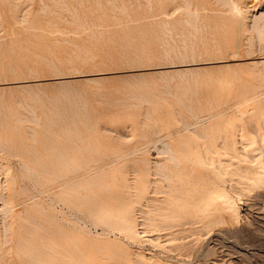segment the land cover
<instances>
[{
	"label": "rangeland",
	"instance_id": "1",
	"mask_svg": "<svg viewBox=\"0 0 264 264\" xmlns=\"http://www.w3.org/2000/svg\"><path fill=\"white\" fill-rule=\"evenodd\" d=\"M11 1L0 0V264H264V179L238 183L249 158L227 166V208L209 197L215 172L158 151L185 144L209 106L226 109L209 123L233 147L236 127L264 142L253 28L226 35L216 0ZM238 1L248 22L264 9Z\"/></svg>",
	"mask_w": 264,
	"mask_h": 264
},
{
	"label": "bare ground",
	"instance_id": "2",
	"mask_svg": "<svg viewBox=\"0 0 264 264\" xmlns=\"http://www.w3.org/2000/svg\"><path fill=\"white\" fill-rule=\"evenodd\" d=\"M13 1V0H12ZM11 1V2H12ZM16 1V0H15ZM149 1V0H148ZM172 1V0H171ZM170 1V2H171ZM178 1V0H177ZM187 1V0H186ZM186 1H181V2H185ZM218 3H221L223 7L226 8L227 13H225L224 16H220L221 17V21H219V23L223 26H225L226 29H224L226 32V35H228L230 33V31L232 30H243L244 28L248 27V28H253V30L256 32L257 41H261V44L263 45V49H264V43H263V37H264V9L263 11L261 10L260 12L255 11L252 12V16L251 17V22H248L247 20V12L250 11V7H248L247 5H245V7H242L239 5V1L238 0H216ZM19 2V0L17 1ZM173 2V1H172ZM171 2V3H172ZM189 2V1H188ZM16 3V2H15ZM174 3V2H173ZM177 3V2H176ZM184 3V5H185ZM190 3V4H189ZM187 4V8L186 11L188 12L187 15H189L191 12L190 5L191 2H189ZM179 3H177L176 5H178ZM217 4V3H216ZM220 4V6H221ZM18 4H16L17 6ZM151 6V5H150ZM168 6V5H166ZM181 6V5H180ZM180 6H178V8H181ZM18 7V6H17ZM16 7V8H17ZM170 7V6H169ZM175 6H173L174 8ZM195 7V6H194ZM194 7H192L193 9H195ZM168 8V7H167ZM172 6L168 9V11L166 10V14L171 15L170 14V10L173 9ZM183 8V7H182ZM198 8V7H197ZM175 9V8H174ZM185 9V6H184ZM253 9V8H252ZM179 10L176 8V11ZM182 10V9H180ZM196 10V9H195ZM224 10V8H223ZM184 11V10H183ZM197 11V10H196ZM195 11V12H196ZM179 12V11H178ZM186 12V13H187ZM173 13V12H172ZM198 13V12H196ZM192 13L195 17L199 16L197 14ZM165 14V15H166ZM185 15V14H184ZM26 16V15H25ZM170 16V17H171ZM186 16V15H185ZM191 17H193L192 15H190ZM217 16V15H216ZM181 17V15L179 16ZM183 14H182V18H183ZM187 17V16H186ZM219 17V15L217 16ZM219 17V18H220ZM24 18V17H23ZM30 18V17H29ZM27 18V20L29 19ZM178 18V17H177ZM188 18V17H187ZM186 18V19H187ZM198 18V17H197ZM185 19V20H186ZM193 19V18H191ZM22 20V19H20ZM26 20V18H25ZM26 20V22H27ZM181 20V19H180ZM188 20V19H187ZM172 21V20H170ZM175 21V20H174ZM190 21V19L188 20V22ZM192 21V20H191ZM250 21V20H249ZM29 22V21H28ZM31 22V21H30ZM189 24H192V22H189ZM35 26V25H34ZM33 26V27H34ZM168 26V25H167ZM32 27V26H30ZM194 27L196 28V26L194 25ZM37 28V27H36ZM165 28L166 24H165ZM170 28V27H168ZM171 29V28H170ZM36 30V29H35ZM174 30V28H173ZM197 30V28H196ZM171 31V30H170ZM181 31V30H180ZM176 32V31H175ZM35 33V32H34ZM168 33V31H167ZM171 33V32H170ZM180 33H183L182 31ZM169 34V33H168ZM174 34V32H173ZM37 35V34H36ZM171 35V34H169ZM177 35V34H176ZM194 35V34H193ZM182 37V35H180ZM180 37V38H181ZM172 38V36H171ZM184 38V37H183ZM190 38V37H189ZM223 38V36H222ZM227 38V37H226ZM182 39V38H181ZM203 39V38H202ZM215 39V38H214ZM225 39V37H224ZM184 42V40H182ZM204 41V39L202 40ZM194 43V42H193ZM203 43H206L205 41ZM251 43V42H250ZM259 44V42H258ZM187 47V46H186ZM192 44H191V48L192 49ZM262 47V46H261ZM207 49V48H206ZM218 49V48H217ZM220 49V48H219ZM173 50V49H172ZM208 50V49H207ZM166 51V50H165ZM192 52V50H190ZM195 52V50L193 51ZM205 52V51H204ZM208 52V51H206ZM211 52V51H210ZM220 52V51H219ZM249 52V51H248ZM263 52V51H262ZM184 53V52H183ZM260 53V52H259ZM167 54V53H166ZM194 54V53H193ZM192 54V55H193ZM201 54V52H200ZM206 54V53H205ZM261 54V53H260ZM181 56L178 55V57H182L184 58V54H180ZM184 55V56H183ZM188 55V54H187ZM202 55V54H201ZM207 56L209 55L206 54ZM200 56V55H199ZM211 56V55H210ZM259 56V55H258ZM26 57V56H25ZM186 57V56H185ZM197 57V56H196ZM195 57V58H196ZM218 57V56H217ZM220 57V56H219ZM171 58V57H170ZM194 57H192L193 59ZM216 58V57H215ZM238 58V57H237ZM220 59V58H218ZM234 59V58H232ZM231 59V60H232ZM216 60V59H215ZM230 60V61H231ZM241 60V58H240ZM249 61H251L252 63H260L262 64V66L264 67V53L262 55H260L259 57L257 56H250ZM24 61V60H23ZM27 60H25L26 62ZM194 61V59H193ZM218 61V60H217ZM221 61V60H220ZM223 61V60H222ZM229 61V60H228ZM206 62V61H205ZM203 62V63H205ZM215 63V61H212ZM27 63V62H26ZM184 63V62H182ZM202 63V64H203ZM208 63V62H207ZM217 63V62H216ZM221 63V62H220ZM186 64V63H185ZM194 64V63H193ZM192 64V65H193ZM182 65V64H181ZM189 65V64H188ZM187 65V66H188ZM214 65V64H213ZM210 65V66H213ZM216 65V64H215ZM218 65V64H217ZM216 65V66H217ZM29 66V65H28ZM171 66V65H170ZM175 66V65H173ZM206 66V65H205ZM184 67V66H183ZM197 67V65H196ZM200 67V66H199ZM204 67V65H203ZM215 67V66H214ZM150 68V67H149ZM153 68V67H152ZM156 68V67H155ZM177 68V67H176ZM175 68V69H176ZM180 68V66H179ZM178 68V69H179ZM189 68V67H188ZM167 69V68H166ZM32 70V69H30ZM159 70V69H158ZM162 71V69H160ZM173 70V69H171ZM180 70V69H179ZM178 70V71H179ZM152 71V70H151ZM150 71V72H151ZM155 71V70H154ZM177 72V69L174 70ZM184 71V70H183ZM160 72V71H159ZM180 72V71H179ZM185 76V74H184ZM211 77V76H210ZM264 78V77H262ZM177 83V82H176ZM261 84V83H260ZM264 84V83H263ZM262 85V84H261ZM3 86V85H2ZM264 86V85H263ZM261 87V86H260ZM255 88H253L252 91H254ZM259 90V89H258ZM261 91V90H260ZM256 92V90H255ZM261 93L264 94V90L261 92H258V94ZM257 93L253 96H259ZM262 96V95H261ZM250 97V96H249ZM181 98V97H180ZM252 98V97H251ZM254 98V97H253ZM259 99V104L257 105L259 112L264 113V97H259L257 98ZM258 101V100H257ZM237 105V104H235ZM247 108V107H246ZM27 109V108H26ZM201 109V108H200ZM207 111H203V110H199L197 112L194 113L193 117L195 118V122H194V126L192 128V131L187 135L188 137V141L183 144L179 141V139L176 140H172V142L170 140L165 141L163 143H161V147L159 148V153L161 152H165L168 154V157L173 160L176 163H179V159L184 158L186 160H188L189 162L193 163L194 166H202L204 170L206 171H213L215 172L214 175L218 176L220 178L221 181L216 182L218 185L219 183L222 184L221 188L219 187H213V189L211 190L209 197H218V199H222L223 205L225 207H230V202H229V198L228 197V190L233 189L232 188V178H230L228 176V174H226L227 171V166L231 167L234 164H236L237 162L233 161L232 159L235 157H241L244 156L248 159V161L250 162L248 166H244L242 169V166L240 164H236V167H240L241 169L238 170V183H241V187L244 189H247L248 187H253L255 184L257 186L258 182H261L264 179V142L263 139H261L260 135V131L256 130V129H251L249 132H247L245 129H239L236 127L235 131H234V135L235 136H239L238 139V146L237 147H233L234 145H232V142H230L228 140L229 137H232V134L229 135L228 138H225L224 136H221V130L218 128L215 132H213L211 130V122L213 119L215 120V118H218L220 116H224L226 109H220L218 110L217 108L215 109L214 107H208L206 108ZM29 111V110H28ZM34 111V110H32ZM244 111V112H243ZM248 110L244 108H242L241 112V116L244 115L243 113H246ZM31 112V111H30ZM240 112V111H237ZM240 112V113H241ZM249 112V111H248ZM254 113V112H253ZM34 116V115H33ZM29 119V117H28ZM37 122V121H36ZM193 124V123H191ZM188 125V124H186ZM201 126V127H200ZM213 133H216L215 138H213ZM159 134V133H158ZM169 136V135H168ZM213 138V139H212ZM175 139V138H174ZM216 139V140H215ZM259 140V141H257ZM183 144V145H182ZM144 145V144H143ZM138 146V145H137ZM135 147V146H134ZM157 147V146H156ZM138 148V147H137ZM9 149V147H8ZM157 151V150H156ZM10 152V150H9ZM159 165V163H157ZM159 167V166H158ZM192 167V166H191ZM212 167H215V170L212 169ZM161 168V166H160ZM162 171V169H161ZM160 172V171H159ZM165 176V175H164ZM167 177V176H166ZM168 179V178H167ZM210 184V182L208 183ZM259 185V184H258ZM171 186V185H170ZM217 186V185H216ZM250 192V191H249ZM2 193V192H1ZM2 195V194H1ZM237 195V194H236ZM227 196V197H226ZM234 199V198H233ZM2 201L6 203V199L5 197L2 195ZM4 203V204H5ZM4 204L2 205L3 207L0 208V212L5 214V207ZM229 204V205H228ZM6 205V204H5ZM9 206V205H8ZM227 207V208H228ZM7 209V208H6ZM10 209V208H9ZM8 210V209H7ZM0 213V214H1ZM3 214V215H4ZM2 215V218H4ZM6 215V214H5ZM256 220V219H255ZM3 221V219H2ZM3 223V222H2ZM4 224H2L3 226ZM4 227V226H3ZM8 230V227L6 228ZM4 229L2 228V231ZM5 230V231H7ZM262 234V233H261ZM5 235V234H4ZM236 235V233H235Z\"/></svg>",
	"mask_w": 264,
	"mask_h": 264
}]
</instances>
